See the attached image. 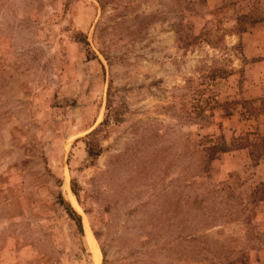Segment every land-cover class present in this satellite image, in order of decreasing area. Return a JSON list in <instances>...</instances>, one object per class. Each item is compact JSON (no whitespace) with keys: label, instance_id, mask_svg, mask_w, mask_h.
Listing matches in <instances>:
<instances>
[{"label":"rangeland","instance_id":"374dc122","mask_svg":"<svg viewBox=\"0 0 264 264\" xmlns=\"http://www.w3.org/2000/svg\"><path fill=\"white\" fill-rule=\"evenodd\" d=\"M262 99L264 0H0V264H264Z\"/></svg>","mask_w":264,"mask_h":264},{"label":"trees","instance_id":"16d2710c","mask_svg":"<svg viewBox=\"0 0 264 264\" xmlns=\"http://www.w3.org/2000/svg\"><path fill=\"white\" fill-rule=\"evenodd\" d=\"M261 101L264 102V99ZM264 113V110L263 112ZM259 141H253L249 142L248 145H236L235 148H248L249 154L252 158H259L264 157V137H260L258 139ZM66 212L68 215L73 216L72 218L75 220L77 229L79 233H82V224H81V218L80 215L67 203V206L65 207Z\"/></svg>","mask_w":264,"mask_h":264}]
</instances>
